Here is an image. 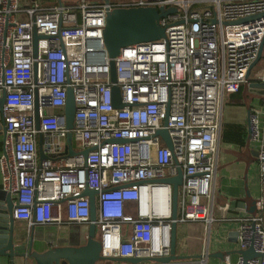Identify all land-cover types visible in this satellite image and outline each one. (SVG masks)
<instances>
[{"label": "built area", "instance_id": "1", "mask_svg": "<svg viewBox=\"0 0 264 264\" xmlns=\"http://www.w3.org/2000/svg\"><path fill=\"white\" fill-rule=\"evenodd\" d=\"M148 6L177 11L160 20L165 38L122 48L113 83L103 42L107 14ZM263 14L264 0H78L49 8L0 0L1 190L13 198L14 220L27 230L94 223L108 257L168 256L173 223H201L210 238L224 99L248 82ZM258 81L264 84V68ZM114 85L123 107L114 105ZM69 88L77 106L70 130ZM263 114L253 108L248 119L260 170L256 213L227 218L238 222L239 250L252 247L261 256L239 254L235 264H264ZM160 130L168 131L171 148ZM179 170L173 218V185L164 180ZM86 188L98 192L94 221ZM208 257L205 248L200 263Z\"/></svg>", "mask_w": 264, "mask_h": 264}, {"label": "water", "instance_id": "2", "mask_svg": "<svg viewBox=\"0 0 264 264\" xmlns=\"http://www.w3.org/2000/svg\"><path fill=\"white\" fill-rule=\"evenodd\" d=\"M109 2L110 0H105ZM177 7H118L107 14V22L103 31V42L110 58L111 80L116 83L115 58L121 53L122 48L151 41H157L166 37V27L160 23L161 18L170 13H175ZM264 15V14H263ZM260 17V15L246 17L235 21V23H245L249 20ZM35 36V52H37V39ZM264 38L256 60L252 63L247 78L250 77L252 69L263 59ZM251 86H260L262 83H254ZM113 101L117 107H123L119 99V88L113 86ZM5 96L0 99V108L3 106ZM76 102L71 88L67 92V101L65 106V117L67 129H72L76 114ZM37 121L39 123V113L36 110ZM0 129L3 134L5 131L4 121L0 122ZM161 135L168 146L171 148V140L167 130H160ZM68 151L74 155L72 147V133L67 135ZM89 150H85L83 155L87 157ZM39 154L43 159L42 144L39 145ZM182 170H179L175 177L167 178L164 181L173 185V218L177 217V200L179 186L182 184ZM98 192L86 188L82 195L89 197L91 201V219H96L95 196ZM243 206H248L251 214L256 213V199L253 200L250 195L242 202ZM14 202L10 194L0 190V262L7 260L8 264H16L17 260L22 259L26 264H144L153 261L157 264H171L180 258L176 253L177 244V224H172L171 246L168 256L160 257H108L102 254V245L96 238V225H70L45 233L38 227H32L30 230L19 229L13 217ZM77 227V230H73ZM245 260L261 256L254 252L252 247L246 250H239ZM223 255V254H222Z\"/></svg>", "mask_w": 264, "mask_h": 264}, {"label": "crops", "instance_id": "3", "mask_svg": "<svg viewBox=\"0 0 264 264\" xmlns=\"http://www.w3.org/2000/svg\"><path fill=\"white\" fill-rule=\"evenodd\" d=\"M77 1L20 0L24 8L35 4L49 8L60 3L69 4ZM111 1L125 2L128 0ZM262 60H264V57ZM254 69L255 67L252 69L248 82L244 84L243 89L237 93L228 94L224 99L220 134V160L215 180L217 189L215 215L218 220L213 224L210 238H206L204 226L201 223L178 225L176 253L180 258L171 264H201L200 259L205 248L209 250L206 264H225V255L230 256L229 264H235L237 261L239 255L238 222L227 218L251 214L248 206H243L242 202L248 195L255 200L260 194L259 162L256 148L249 138L248 119L249 113L253 108H258L264 113V88L251 86V84L259 83L258 72L260 69ZM261 120L262 128L264 129V116ZM3 136V131L0 129V155ZM226 202H229L230 205L225 213L223 205ZM16 223L17 227L22 231L26 229L25 224ZM36 227L45 233L61 228L54 225ZM2 264H8L7 260L3 259ZM16 264L26 263L19 259ZM144 264L157 263L149 261Z\"/></svg>", "mask_w": 264, "mask_h": 264}, {"label": "rangeland", "instance_id": "4", "mask_svg": "<svg viewBox=\"0 0 264 264\" xmlns=\"http://www.w3.org/2000/svg\"><path fill=\"white\" fill-rule=\"evenodd\" d=\"M263 68H264V60H262L259 64H257L255 66L254 70H256V69H258V70L260 69L261 70ZM62 141H64V139ZM73 230H77V227H73V229L71 231H73ZM99 235H100V232H99V230H97L96 238H99Z\"/></svg>", "mask_w": 264, "mask_h": 264}, {"label": "trees", "instance_id": "5", "mask_svg": "<svg viewBox=\"0 0 264 264\" xmlns=\"http://www.w3.org/2000/svg\"><path fill=\"white\" fill-rule=\"evenodd\" d=\"M243 86H244V84H242V85L240 86L239 91H241V90L243 89ZM239 91H238V92H239Z\"/></svg>", "mask_w": 264, "mask_h": 264}]
</instances>
